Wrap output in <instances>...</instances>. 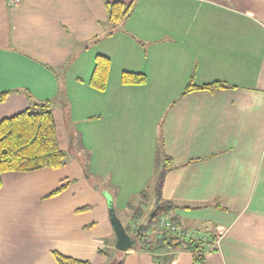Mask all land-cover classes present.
<instances>
[{
    "label": "crops",
    "instance_id": "obj_1",
    "mask_svg": "<svg viewBox=\"0 0 264 264\" xmlns=\"http://www.w3.org/2000/svg\"><path fill=\"white\" fill-rule=\"evenodd\" d=\"M115 1L132 12L105 35ZM97 55L111 61L103 91L90 84ZM124 71L147 81L125 84ZM215 81L226 87L182 94ZM6 90L0 120L51 100L61 148L88 157L3 174L0 264H58L55 250L93 264H196L187 250L116 255L109 202L133 222L129 202L154 185L162 141L176 165L162 189L176 204L168 218L212 240L205 264H264V0H0Z\"/></svg>",
    "mask_w": 264,
    "mask_h": 264
},
{
    "label": "trees",
    "instance_id": "obj_2",
    "mask_svg": "<svg viewBox=\"0 0 264 264\" xmlns=\"http://www.w3.org/2000/svg\"><path fill=\"white\" fill-rule=\"evenodd\" d=\"M107 8L108 20L105 23V35H111L121 28L130 16L132 5L115 1L107 2ZM110 67L109 57L97 55L90 80V84L94 88L101 91L107 88ZM121 80L125 84H144L147 81V76L144 73L124 71ZM222 87H226V85L219 81L204 85H195L190 82L182 94L196 89L214 91ZM11 92V90L0 92V102H4ZM160 143L154 158L155 181L153 188L148 187L141 192L142 197L147 199L153 190L155 196L153 209L146 213L144 202L138 203L137 206L133 202H129L128 205L132 211L131 218L134 223L124 224V226L127 232L137 240L136 245L132 248L159 251L187 250L193 253L196 264H205L206 251L209 249L206 241L175 234L161 225L162 219H169V212L176 207L175 203L164 200L162 196L165 176L176 165L166 154L163 141ZM67 162L68 153L59 144L51 100L38 101L33 99L26 109L0 120V188L5 172L32 171L46 167L60 168L65 166ZM68 186L69 183L62 180V184L47 196L58 195L65 191ZM89 208V206H85L78 211ZM138 220L141 222L134 228L133 224ZM171 221L175 223L173 220ZM143 225L145 226L142 227ZM139 228L143 229L141 233L138 232ZM149 230L159 232L155 235H147ZM123 253V251L117 250L116 255L121 257ZM53 254L58 264H93L89 260L68 256L56 250L53 251ZM122 262V258H119L117 264H122Z\"/></svg>",
    "mask_w": 264,
    "mask_h": 264
},
{
    "label": "rangeland",
    "instance_id": "obj_3",
    "mask_svg": "<svg viewBox=\"0 0 264 264\" xmlns=\"http://www.w3.org/2000/svg\"><path fill=\"white\" fill-rule=\"evenodd\" d=\"M77 148H71L69 151H68V157H69V160H73V159H76L77 160V162L78 163H80L81 165L82 164H84L85 163V161L87 160V157H88V154H85V152H83V151H81V152H79V151H77L76 150ZM65 183H68V182H65ZM152 184H153V182H152ZM152 188H153V186H152ZM142 200H144L143 202H144V205H145V207H147V211H146V213L147 212H149L151 209H153V207H154V203H155V197H154V194H153V190H152V192H150V195H149V198H142ZM139 202H138V200H134V204L137 206V204H138ZM131 211V209L129 210V213H132V211ZM127 212H128V210H127ZM118 217H120L123 221H124V223L125 224H128V222L127 221H125V220H127V219H125L126 218V212L125 211H120V210H118ZM116 213V214H117ZM141 222V220H138V222H136V223H140ZM135 223V225H133V227L135 228L136 227V224ZM133 224V223H132ZM160 229V228H159ZM158 229V230H159ZM162 230V229H161ZM157 232H159V231H154V230H152V231H149L148 233H146L147 235H155ZM154 233V234H153ZM66 235V229H62V231H61V233H60V236L61 237H63V236H65ZM20 242H21V240H20ZM117 260L116 261H114L113 263L112 262H110V263H108V264H117Z\"/></svg>",
    "mask_w": 264,
    "mask_h": 264
},
{
    "label": "water",
    "instance_id": "obj_4",
    "mask_svg": "<svg viewBox=\"0 0 264 264\" xmlns=\"http://www.w3.org/2000/svg\"><path fill=\"white\" fill-rule=\"evenodd\" d=\"M109 213H110V221L114 228L117 240H116V248L121 251H126L131 247H134L137 243V240L132 237L126 230L123 222L118 217L115 211L114 204L109 202ZM143 225L142 227H144ZM143 229H138V232L141 233Z\"/></svg>",
    "mask_w": 264,
    "mask_h": 264
},
{
    "label": "built area",
    "instance_id": "obj_5",
    "mask_svg": "<svg viewBox=\"0 0 264 264\" xmlns=\"http://www.w3.org/2000/svg\"><path fill=\"white\" fill-rule=\"evenodd\" d=\"M14 1L18 2L19 0H14ZM161 222H162L161 223L162 226L166 227V229L170 230L171 232H174L175 234L183 235L187 238H199V239H201L203 237L204 241L212 242V240L209 239L208 237H205V236H202L199 234L197 235L195 230H193V229L185 230L181 226L174 224L169 219L163 218ZM210 242L208 243L209 245H210Z\"/></svg>",
    "mask_w": 264,
    "mask_h": 264
}]
</instances>
